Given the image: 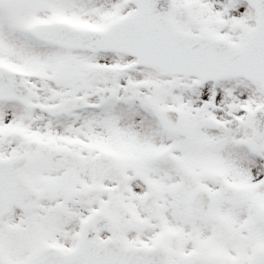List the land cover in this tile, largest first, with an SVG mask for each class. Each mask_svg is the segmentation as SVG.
Listing matches in <instances>:
<instances>
[{"label": "snow or ice", "instance_id": "1", "mask_svg": "<svg viewBox=\"0 0 264 264\" xmlns=\"http://www.w3.org/2000/svg\"><path fill=\"white\" fill-rule=\"evenodd\" d=\"M0 264H264V0H0Z\"/></svg>", "mask_w": 264, "mask_h": 264}]
</instances>
